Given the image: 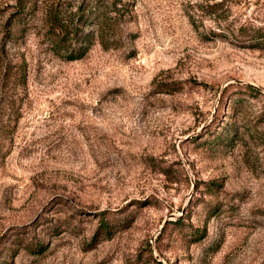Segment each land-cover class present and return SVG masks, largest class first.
I'll return each mask as SVG.
<instances>
[{"label":"rangeland","instance_id":"rangeland-1","mask_svg":"<svg viewBox=\"0 0 264 264\" xmlns=\"http://www.w3.org/2000/svg\"><path fill=\"white\" fill-rule=\"evenodd\" d=\"M0 264H264V0H0Z\"/></svg>","mask_w":264,"mask_h":264},{"label":"trees","instance_id":"trees-1","mask_svg":"<svg viewBox=\"0 0 264 264\" xmlns=\"http://www.w3.org/2000/svg\"><path fill=\"white\" fill-rule=\"evenodd\" d=\"M214 6H219V4H216ZM54 26V24H52ZM56 26V25H55ZM54 26V29H53V34H54V37H55V41L57 43V46H62L66 41V37L65 35L63 34V29H62V26ZM262 31V28H259L258 31H256V35L255 36H251V41L254 42V41H257L256 39H259V35ZM101 229L103 230V234L104 233H110V224H108L107 220L105 217H103L101 219Z\"/></svg>","mask_w":264,"mask_h":264}]
</instances>
